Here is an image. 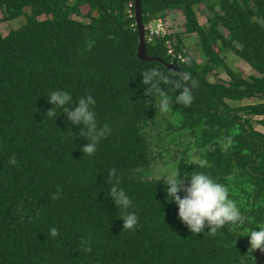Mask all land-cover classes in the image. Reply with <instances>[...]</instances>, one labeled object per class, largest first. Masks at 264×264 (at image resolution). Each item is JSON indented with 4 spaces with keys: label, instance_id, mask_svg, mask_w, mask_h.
Masks as SVG:
<instances>
[{
    "label": "trees",
    "instance_id": "trees-1",
    "mask_svg": "<svg viewBox=\"0 0 264 264\" xmlns=\"http://www.w3.org/2000/svg\"><path fill=\"white\" fill-rule=\"evenodd\" d=\"M132 5L133 0H0V22L24 18L17 29L0 35V264H256L242 242L257 230L261 208L248 205L244 188L229 180L238 171L249 182L254 150L249 143L227 151L219 143L212 146L223 121L211 110L230 108L245 116L244 123L261 117L257 123L264 127V0H140L145 25L163 21L170 10L183 16L180 30L168 29L162 38L145 43L149 57L174 64L198 82L189 106L172 104L176 119L171 125L168 114L148 103L154 104L155 97L144 95L142 73L156 68L178 77L134 56ZM199 7L209 13L205 27L197 21ZM189 34L196 36L206 62L196 63L182 52L180 37ZM168 49L182 62L167 55ZM224 51L256 76L230 70L220 58ZM217 69L226 81L218 78ZM211 72L214 82L207 79ZM161 87L173 101L180 91ZM53 91L71 95L69 111L81 97L94 98L98 127L107 124L111 131L93 155L82 153L88 141L63 109H56V117L47 115ZM243 100L255 102L236 108L226 103ZM167 129L191 134L196 129L202 144L195 135L194 147L180 148L173 138L172 148L180 152L171 155L162 138L154 136ZM13 155L17 163L10 165ZM196 155L207 166L199 167ZM260 156L264 159V144ZM161 165L178 169L180 179L203 172L225 185L243 223L225 225L214 236L207 227L191 233L166 197V183L148 176ZM111 169L131 199L127 212L138 217L132 230L122 229L123 213L108 196ZM58 189L60 199L53 200ZM52 227L59 233L55 238L49 234ZM89 239L91 251L84 252L81 241Z\"/></svg>",
    "mask_w": 264,
    "mask_h": 264
},
{
    "label": "clouds",
    "instance_id": "clouds-1",
    "mask_svg": "<svg viewBox=\"0 0 264 264\" xmlns=\"http://www.w3.org/2000/svg\"><path fill=\"white\" fill-rule=\"evenodd\" d=\"M189 63L188 60H183ZM177 79L165 75L159 69L152 68L142 73L145 85L146 97H155V103L148 101L153 105L155 110L164 115L171 111L172 104L177 103L189 106L193 97L191 90L198 86V82L192 79L188 72H178ZM191 82L190 84L188 82ZM161 85L167 86L174 90H180L173 101L169 95V91H165ZM48 103L51 107L46 113L49 117H56V109H63L71 124L80 125V136L84 137L88 142L81 149L83 154L93 155L97 150V144L110 133L111 129L107 124L98 127L95 119V113L92 110L95 100L92 96L81 97L75 103L78 105L69 111L68 106L73 103L71 95L66 91H53L48 97ZM231 138H226L223 142L224 150L231 146ZM195 162L199 167L207 166V161L195 158ZM8 163L15 165L17 163L13 155ZM162 175L160 180L166 183V197L171 198L177 208V216L179 221L187 227L193 234H200L207 227L209 235H217L218 229L225 225L242 224L244 217L240 213V209L233 199L229 197V189L212 179L203 172H193L189 178L180 179L178 169H169L163 165L160 166ZM108 181L112 183L109 195L112 202L123 213L121 220L123 221V230H132L138 223V217L135 213H128L127 209L131 206V199L126 195L125 191L120 188L119 178L116 176V170L111 169L108 174ZM187 181V184L185 183ZM183 193V196L180 195ZM53 200L60 199V189L52 196ZM17 212L21 214L23 219L22 206L18 207ZM50 236L55 238L58 236V230L55 227L50 229ZM248 237V252L252 253L259 250L264 253V227L259 230H250ZM91 240H82V250L84 252L91 251Z\"/></svg>",
    "mask_w": 264,
    "mask_h": 264
},
{
    "label": "flooded vegetation",
    "instance_id": "flooded-vegetation-1",
    "mask_svg": "<svg viewBox=\"0 0 264 264\" xmlns=\"http://www.w3.org/2000/svg\"><path fill=\"white\" fill-rule=\"evenodd\" d=\"M226 103L228 104V102ZM211 112H214L216 117H218V119H221L223 121L220 126H217V129L215 131V136L213 137L211 141L212 146L213 145L215 146V144L213 143H219L218 146L222 150L224 149L223 142L225 141V139L231 138L232 143L228 149L235 148L242 143H249V146L251 145L250 150H254V153L250 155L253 161L249 162V164L252 165L251 167H253L252 168L253 170H249L248 166H246L247 167L246 170L247 171L249 170V173H250L249 182L247 183V180L243 178L245 176L238 177L236 174L238 173V171L237 172L233 171V175L229 177V180L231 181V184L234 183L233 185H238L239 187L244 188L245 194H244L243 199L244 201L247 200L248 205H255L254 210L261 208V211L259 212V214H257L259 217L257 218V221H256V226H257L256 229L259 230L260 227H264V211H263L264 209V159L261 156H260V159L257 158V155L259 154L260 151L263 152L264 133L256 129L254 130L252 128V122H251L252 117L249 118L250 120L248 123H244L245 116L240 114L239 112L237 113L233 112L230 108H228L225 113L222 112V108H219L218 110H215V111L211 110ZM167 114L168 115L166 117V122L168 123V125L174 124V120L176 119V116H171L174 113H171L170 111ZM234 114L236 115L235 117H234ZM238 116L241 118H239ZM254 117H257V116H254ZM162 127H164V129L166 130L167 126H163V123H162ZM195 135L198 137L197 142L202 144V139L201 137H199L198 131L196 132V129L192 131V134L187 131L182 132V131H175V130L167 129L166 133L164 134L160 133L159 135H154V136H158L162 138V141L160 143L167 146L168 151H170L169 153H171V155H176L180 152V150L179 148L178 149L172 148L173 147L172 140H174L173 138H177L176 143L180 145V148H183L185 144L191 147L193 146L192 144L195 142V139H197L195 138ZM203 145L206 146L207 142L203 143ZM192 149L194 148H190L188 152L193 154L194 151ZM198 149L200 150V148ZM209 151H212V150H209ZM197 157L198 156L196 155V158ZM193 160H195V158ZM251 176L252 177L254 176L253 179L258 178V179H261V181L259 182L257 179L253 180ZM248 218L250 219V215L248 216ZM248 234L249 233L245 235V240L244 242H242L245 246L246 253L249 256L253 257L256 264H261V263L264 264V253H261L259 250L254 251L252 253L248 252V248H249L248 239L249 238L246 237Z\"/></svg>",
    "mask_w": 264,
    "mask_h": 264
},
{
    "label": "rangeland",
    "instance_id": "rangeland-1",
    "mask_svg": "<svg viewBox=\"0 0 264 264\" xmlns=\"http://www.w3.org/2000/svg\"><path fill=\"white\" fill-rule=\"evenodd\" d=\"M208 12H206L204 9H202V7H199L196 13V17H197V21L198 24L201 27H205L206 26V22L205 19L206 17H208ZM2 16V13H0V18ZM24 22V18L23 17H19L17 19L11 20V21H7V22H0V35L4 36L6 35V33L10 30H15L17 29L20 25H22ZM163 22L165 23V26L167 29H169L170 32H176L178 30H180L181 25L183 23V16L181 14L180 11L177 10H170L167 12V15L163 18ZM181 39V43H182V52L186 53L187 55H189L196 63H204L207 60H203V56L201 54V48L199 45V42L196 38V36L194 34H189V35H184L182 37H180ZM182 57V56H181ZM220 58L223 59L224 64L230 68V70L234 71V72H238L240 71V73L243 76H256V74L245 64L243 63L241 60L237 59L236 57H234V55L230 52H221L220 53ZM218 73V78L226 81L227 78L226 76L223 74L221 69H217ZM207 79L209 80V82L211 81H215V79L212 78V72L207 74ZM255 100H243V101H239V102H229L228 101V105L232 108H236V107H240V106H244V105H250L252 103H254ZM262 119L261 117H252L251 118V122H252V128L255 130H259L262 133H264V129L263 127H261L259 124H257L256 121ZM168 168V167H167ZM161 168L159 167L158 169H153L152 172L150 173V177H161ZM263 264V263H261Z\"/></svg>",
    "mask_w": 264,
    "mask_h": 264
},
{
    "label": "water",
    "instance_id": "water-1",
    "mask_svg": "<svg viewBox=\"0 0 264 264\" xmlns=\"http://www.w3.org/2000/svg\"><path fill=\"white\" fill-rule=\"evenodd\" d=\"M132 16H133V24L137 34V45L134 52V56L136 57V59H138L141 62L154 61L161 64L166 69L178 73L179 72L178 69L172 63H164L160 59L149 57L146 54L145 37H144V31L146 29V25L141 22L140 0H133Z\"/></svg>",
    "mask_w": 264,
    "mask_h": 264
},
{
    "label": "built area",
    "instance_id": "built-area-1",
    "mask_svg": "<svg viewBox=\"0 0 264 264\" xmlns=\"http://www.w3.org/2000/svg\"><path fill=\"white\" fill-rule=\"evenodd\" d=\"M145 32H146V34L144 35L145 43H148L153 38L160 39L163 36H165L168 32V29L166 28L165 23L163 21H161L160 19H156L146 24ZM167 43L168 42L166 41L165 44ZM166 54L169 55L171 58L175 57L178 61L182 62L181 56L180 55L174 56L171 49H168L166 51Z\"/></svg>",
    "mask_w": 264,
    "mask_h": 264
}]
</instances>
